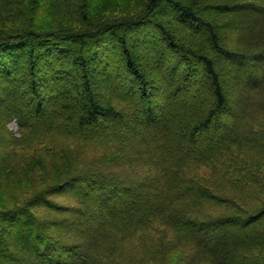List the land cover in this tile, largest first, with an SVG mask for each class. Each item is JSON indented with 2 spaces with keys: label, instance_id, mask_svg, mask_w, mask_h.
Listing matches in <instances>:
<instances>
[{
  "label": "trees",
  "instance_id": "trees-1",
  "mask_svg": "<svg viewBox=\"0 0 264 264\" xmlns=\"http://www.w3.org/2000/svg\"><path fill=\"white\" fill-rule=\"evenodd\" d=\"M0 183V264H113L156 223L142 263L264 264V0H0Z\"/></svg>",
  "mask_w": 264,
  "mask_h": 264
},
{
  "label": "rangeland",
  "instance_id": "rangeland-1",
  "mask_svg": "<svg viewBox=\"0 0 264 264\" xmlns=\"http://www.w3.org/2000/svg\"><path fill=\"white\" fill-rule=\"evenodd\" d=\"M120 11L121 10H119L118 13ZM243 11H247V9H242L238 11V13L243 12ZM114 12L116 13L117 11H114ZM218 61L223 63V60H221L220 58L218 59ZM163 78L166 79L165 75L163 76ZM158 83H161V82H158ZM155 93L156 91L152 92V95L153 94L155 95ZM72 95L78 98V96L75 95L74 93ZM207 100H208L207 95L200 98V101L204 105H207L208 103ZM7 129L9 132H12L14 134V137L20 138L23 135V133H21L18 130V127L15 122H11L10 124H8ZM25 132L27 133V131ZM176 133L177 132H175V134ZM32 138H31V135L28 137V133H27V139L26 140H24V138L21 139V142L19 143L21 145L16 146L14 149L17 152H20L21 155L24 154L25 156H30V157L34 155L36 158H43L46 155H48L49 152H51V150L54 151L55 148L65 147L70 150H77L80 148H84L85 150L82 152L80 157L85 159V162L94 161L97 159L96 156H100L103 153V151L101 153V150H96L98 147L94 148V145L91 143L81 142L80 140H73V138H66L62 131H59L56 133L54 132L53 134L45 137L44 139L41 138L40 141H36V142L33 141ZM226 171L228 174L230 173L232 174V172L228 170V167ZM188 172H189L188 173L189 176H192L196 181H200L204 185L211 187L212 189H215L216 191L221 190V187L223 188V186L227 190V192L230 190V187L228 186L226 187L225 185L224 181H227L226 179L228 178H224L226 176L223 175V171L219 170L217 172V170L215 171V170H212L210 167L203 166L200 168H190ZM239 175L240 173L237 172L234 175V178L235 179L238 178ZM222 178L224 180H222ZM0 185H4V184L0 183ZM0 189H2L1 186H0ZM218 192L221 193V191H218ZM3 205L9 206V201L7 198H4V196L2 195L0 191V206H3ZM196 208L198 209L199 212H202L205 210V207L203 206H199ZM206 213L212 214L213 211L212 209L208 208L204 211V214ZM152 229L153 230H148L145 234L140 235V237H142V239L145 240L147 243H145V241L143 242L138 237V238L132 239L131 241L126 240V241H122L121 243L116 244L114 246L115 255L112 260L113 264H131V261L136 262L133 264H145L146 263L145 261H147V263L154 262L149 259L159 258L162 255V252L164 250V243L170 239L171 234L165 227L159 225L158 223L154 224L152 226ZM145 237H148L147 240ZM160 241H163L164 243ZM178 246H175L176 250H181ZM152 253H155L153 257H147V256H150ZM170 256L171 255L168 254L167 258H169ZM141 258H143L144 260L141 261ZM142 262H145V263H142Z\"/></svg>",
  "mask_w": 264,
  "mask_h": 264
},
{
  "label": "bare ground",
  "instance_id": "bare-ground-1",
  "mask_svg": "<svg viewBox=\"0 0 264 264\" xmlns=\"http://www.w3.org/2000/svg\"><path fill=\"white\" fill-rule=\"evenodd\" d=\"M262 90V89H261ZM260 90V91H261ZM259 94V93H258ZM258 94H257V96H258ZM262 98V97H261ZM261 101V100H260ZM263 102V101H262ZM260 114V113H259ZM241 125V124H240ZM126 127V126H125ZM118 133V132H117ZM118 135H119V133H118ZM119 137V136H118ZM120 138V137H119ZM177 138V137H176ZM190 138V137H189ZM189 138H185V139H189ZM258 138V137H257ZM191 139V138H190ZM174 140H176V139H174ZM193 140V139H192ZM117 141V140H116ZM186 141V140H185ZM258 141V140H257ZM177 142V141H176ZM191 143H192V141H190ZM178 143V142H177ZM183 143H185L184 141H183ZM176 144V143H175ZM119 145V144H118ZM186 147V146H185ZM180 148V147H179ZM254 194V193H253ZM112 239V238H111ZM5 241V240H4ZM34 247V246H33Z\"/></svg>",
  "mask_w": 264,
  "mask_h": 264
}]
</instances>
